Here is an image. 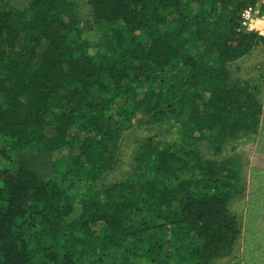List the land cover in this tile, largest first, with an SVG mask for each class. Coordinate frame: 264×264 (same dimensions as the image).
Returning a JSON list of instances; mask_svg holds the SVG:
<instances>
[{"label":"trees","instance_id":"16d2710c","mask_svg":"<svg viewBox=\"0 0 264 264\" xmlns=\"http://www.w3.org/2000/svg\"><path fill=\"white\" fill-rule=\"evenodd\" d=\"M259 3L0 0V264L234 253L246 173L200 146L258 133L257 89L233 71L264 44L239 24Z\"/></svg>","mask_w":264,"mask_h":264},{"label":"rangeland","instance_id":"374dc122","mask_svg":"<svg viewBox=\"0 0 264 264\" xmlns=\"http://www.w3.org/2000/svg\"><path fill=\"white\" fill-rule=\"evenodd\" d=\"M259 1V6L264 5L262 3L264 0ZM258 8L261 9V7ZM262 15L260 14V16ZM213 18L211 17V19ZM239 24L242 29L240 31L244 30L243 32L246 34H255L261 37L255 32L246 30L241 24V18ZM261 26L262 24H258V28ZM86 35L88 36V33ZM237 68L239 71H233L234 77L249 81L257 89L259 104L263 108L258 133L248 138L244 137L245 143L241 146L239 139L228 142L229 147L226 152L224 150L220 155L216 154L214 150L208 149L207 147L210 146L207 145L200 146V148L202 147L200 150L201 154L211 158H224L230 161L235 159L243 166L246 173L240 182L244 191L232 200L234 211L239 216L241 236L234 253L230 257L218 260L216 264H264V44L256 45L249 54L238 60L234 65V70ZM156 130L158 133L164 134L160 130ZM127 138L126 136L124 140L125 146L130 145ZM31 154L33 152H28L26 156L31 159L32 157H29ZM64 154L63 152L56 157L68 158ZM43 160L44 157L33 159L32 164L42 163V168L39 171L48 173L50 166L44 164ZM124 179V176L111 173L108 175L107 183L111 184Z\"/></svg>","mask_w":264,"mask_h":264},{"label":"built area","instance_id":"2783aa9c","mask_svg":"<svg viewBox=\"0 0 264 264\" xmlns=\"http://www.w3.org/2000/svg\"><path fill=\"white\" fill-rule=\"evenodd\" d=\"M241 24L246 30L264 37V13L260 16L258 7L250 6L244 9L241 13ZM258 24H262L261 28H258Z\"/></svg>","mask_w":264,"mask_h":264}]
</instances>
